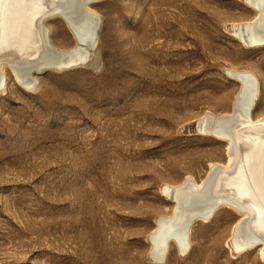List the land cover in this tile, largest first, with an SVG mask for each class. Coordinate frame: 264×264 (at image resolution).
I'll return each mask as SVG.
<instances>
[{
	"label": "rangeland",
	"instance_id": "1",
	"mask_svg": "<svg viewBox=\"0 0 264 264\" xmlns=\"http://www.w3.org/2000/svg\"><path fill=\"white\" fill-rule=\"evenodd\" d=\"M92 6L93 63L46 70L35 91L9 71L0 92V264H264L258 248L228 247L237 215L226 206L192 224L185 254L171 243L156 263L147 238L170 211L163 185L225 160V143L196 127L205 111L230 107L238 83L224 68L257 76L264 114V46H243L231 28L251 16L244 0ZM52 24L74 43L60 17Z\"/></svg>",
	"mask_w": 264,
	"mask_h": 264
},
{
	"label": "bare ground",
	"instance_id": "2",
	"mask_svg": "<svg viewBox=\"0 0 264 264\" xmlns=\"http://www.w3.org/2000/svg\"><path fill=\"white\" fill-rule=\"evenodd\" d=\"M97 1L0 0V92L7 90L9 71L25 89L35 91L46 70L93 63L101 32V17L92 6ZM244 4L251 16L231 22L233 35L247 48L264 46V0ZM77 8L81 13L75 19ZM56 16L67 25L73 44H63L52 24ZM18 62L27 68L26 75L16 71ZM224 72L238 83L229 109L205 111L196 127L199 134L225 143V160L210 162L200 180L186 175L178 184L163 185L170 211L155 217L147 236L156 263L165 260L171 243L185 254L192 224L207 221L220 206L237 215L228 247L238 253L258 248L264 262V114L255 113L260 81L251 70L226 67Z\"/></svg>",
	"mask_w": 264,
	"mask_h": 264
}]
</instances>
